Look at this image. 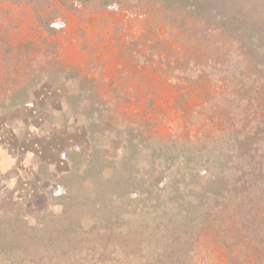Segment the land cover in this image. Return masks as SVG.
I'll return each mask as SVG.
<instances>
[{
	"label": "rangeland",
	"instance_id": "374dc122",
	"mask_svg": "<svg viewBox=\"0 0 264 264\" xmlns=\"http://www.w3.org/2000/svg\"><path fill=\"white\" fill-rule=\"evenodd\" d=\"M168 1L0 0V264H230L207 208L264 177V68Z\"/></svg>",
	"mask_w": 264,
	"mask_h": 264
},
{
	"label": "trees",
	"instance_id": "16d2710c",
	"mask_svg": "<svg viewBox=\"0 0 264 264\" xmlns=\"http://www.w3.org/2000/svg\"><path fill=\"white\" fill-rule=\"evenodd\" d=\"M184 1L189 9L212 14L215 23H221L223 29L227 31L225 33L235 43L248 45V52L251 51L254 57L255 67L264 68V59H262V55L264 56V0ZM176 5L175 0L168 1L166 7L169 13L173 12ZM171 19L175 20L173 16ZM257 49L263 52L259 54ZM261 79L264 82V73ZM231 177L227 179H231L229 186L232 185V188L223 186L224 193L222 190L216 195L221 202L216 200L207 208L213 219L210 222L217 229L215 232L217 239L230 252V264H264V177L259 178L255 183H249L247 180L252 177L251 172L247 176L236 173ZM239 182L247 184L244 189L243 186L238 189ZM179 223L175 225L167 222L165 240L168 234L171 237L174 236L173 239L178 243L179 232L187 229L184 224L179 225ZM154 238L155 236L152 239ZM148 249L151 248L148 247ZM180 255H173L168 263L185 264L186 254L183 259ZM135 264H139L138 261Z\"/></svg>",
	"mask_w": 264,
	"mask_h": 264
}]
</instances>
